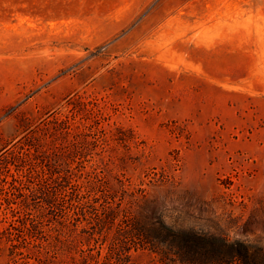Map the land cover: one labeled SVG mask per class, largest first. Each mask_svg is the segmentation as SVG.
<instances>
[{"label": "rangeland", "instance_id": "374dc122", "mask_svg": "<svg viewBox=\"0 0 264 264\" xmlns=\"http://www.w3.org/2000/svg\"><path fill=\"white\" fill-rule=\"evenodd\" d=\"M236 242L264 251V0H0V264Z\"/></svg>", "mask_w": 264, "mask_h": 264}, {"label": "trees", "instance_id": "16d2710c", "mask_svg": "<svg viewBox=\"0 0 264 264\" xmlns=\"http://www.w3.org/2000/svg\"><path fill=\"white\" fill-rule=\"evenodd\" d=\"M46 203L48 204L49 201L46 199ZM108 218V217H105ZM171 239L175 240V242L178 244V248L181 250L190 249V241L186 239H181V237H171ZM236 246V248H235ZM195 247V246H193ZM222 247L224 248H230L232 250V261L234 264H259L257 263V259L260 260V263H264V251L261 254L256 255H249L248 248L246 246H241L238 242L234 243V245H225V243H222ZM197 249L204 250L203 247L197 246Z\"/></svg>", "mask_w": 264, "mask_h": 264}]
</instances>
